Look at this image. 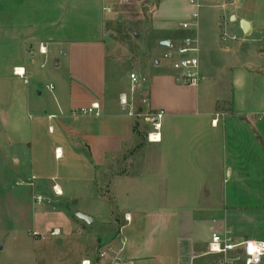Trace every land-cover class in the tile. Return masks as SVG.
<instances>
[{"label":"crops","instance_id":"1","mask_svg":"<svg viewBox=\"0 0 264 264\" xmlns=\"http://www.w3.org/2000/svg\"><path fill=\"white\" fill-rule=\"evenodd\" d=\"M145 1L0 0V132L19 149L16 164L28 163L30 178L36 176L32 195L52 199L33 204L34 230L62 234L71 205L85 229L79 214L92 224L94 217L120 224L112 238L125 241L126 264H214L205 255L212 228L264 240V54L243 64L244 76L232 62L214 59L219 22L238 18L223 0H203L199 9L187 0H152L150 26L133 36L142 38L138 46L121 22L131 14L145 18ZM244 20L250 32L253 21ZM183 22L194 25L184 29ZM186 36L199 47L198 87L180 83L173 61L164 59L170 46L162 42L178 46ZM127 49L136 58L130 74L139 77L135 105L142 116L129 115L120 101L131 95L128 76L116 74ZM94 103L99 115L74 113ZM160 112L159 139L151 140L147 114ZM139 146L140 171L110 175L107 198L102 178Z\"/></svg>","mask_w":264,"mask_h":264},{"label":"rangeland","instance_id":"2","mask_svg":"<svg viewBox=\"0 0 264 264\" xmlns=\"http://www.w3.org/2000/svg\"><path fill=\"white\" fill-rule=\"evenodd\" d=\"M151 1L148 0L139 4V8L148 13L145 18L138 20L136 15L131 14L132 18L121 22L123 30H125L124 34L128 33L129 40H135L136 45L141 47L142 38L133 40V36L135 31H146L150 26ZM228 6L232 12L238 14V18L236 21H232L227 16V21L222 19L219 22V29L216 31L217 47L215 48L217 50L214 53V59L224 64L232 62L239 69H242L237 75L244 76L248 74V70L243 67V64L247 60L257 63L262 59L261 55L264 54V0H237ZM128 10L134 11L131 6H128ZM201 10L203 11L204 8ZM242 16L253 21L254 26L250 32L243 30ZM129 26L133 27L130 29ZM201 29H203L202 24ZM224 34L230 38L225 39ZM234 35L237 36L235 40L231 38ZM118 38H122V42L127 43L125 36L122 37L119 34ZM126 54L125 59L117 67L116 74L128 76L130 79V72L136 69V58L131 50L128 52L127 49ZM262 61L264 64V55ZM126 83L124 78L123 86H126ZM130 84L131 79L130 83L128 82V92ZM235 89L237 90L236 85ZM2 137L0 132V142L3 141V144H0V264H83L84 259H90L92 264H96V247L99 248L101 244L113 242L112 235H115L116 226L118 227L120 224L113 225V222L111 224L106 223L100 221L98 217H94V224L87 223L85 229L80 227L75 220L74 215L76 213L74 210L76 206L70 205L67 208L71 217L69 229L65 227L62 234L57 236H51L49 233L40 231L47 236L45 238L34 237L32 231H34L33 220L36 207L33 206L32 187L26 183L20 185L16 183L18 180L29 181L30 165L25 162L16 164L12 154L18 153L19 149H13L12 147L15 145L8 146L4 141L6 139L3 140ZM141 141L143 144V140ZM6 148L9 149L6 151ZM143 148L139 146L135 151L136 153L128 154L126 163L125 161L118 163L112 173H108V176L102 178V190L107 198L112 197L106 185L110 175L124 171L139 172L144 155ZM6 152L9 155L7 159L5 158ZM113 216H119L117 210H114ZM61 226L60 228H63ZM97 233L98 236L100 235L99 237H102L101 241H98ZM87 235L92 237L87 240Z\"/></svg>","mask_w":264,"mask_h":264},{"label":"built area","instance_id":"3","mask_svg":"<svg viewBox=\"0 0 264 264\" xmlns=\"http://www.w3.org/2000/svg\"><path fill=\"white\" fill-rule=\"evenodd\" d=\"M191 5L199 9L202 6L203 0H187ZM237 0H223V6L233 4ZM198 17V13H194V18ZM194 24L191 22H183L182 28L189 29ZM226 39L228 36L223 35ZM232 39H237V36H232ZM39 50L42 54L47 53V47L40 45ZM164 58L173 61V68L177 71V80L180 83L187 84L193 87H198L202 80V70L199 59V47L197 39L193 36H186L181 45H170L169 50L164 53ZM15 74L27 80L26 71L24 68H16ZM130 97L122 95L120 98L121 104L127 109L131 116H142L143 111L139 112L135 105V97L138 91L139 77L135 72L130 74ZM143 103L148 105L147 99ZM99 104L94 103L90 107H82L74 111L75 114H95L99 115ZM148 119L154 125V131L150 133L151 140L159 139V129L161 128L160 120L163 113L147 114ZM156 119V120H155ZM36 176H32L28 182L17 181V184H24L34 187V180ZM54 193L57 196L63 194L60 186L55 183L52 186ZM33 203L36 205L51 204L52 199L43 194L33 193ZM51 236L61 234L60 229H53L48 232ZM32 235L36 238H45L47 235L39 231H32ZM126 243L120 239L119 243L107 242L100 245L96 251V264H126L125 256ZM205 255H213L215 257L214 264H264V240L243 238L238 239L231 228L223 226L221 228H212L211 239L208 243V248ZM83 264H92L90 259L83 260Z\"/></svg>","mask_w":264,"mask_h":264},{"label":"water","instance_id":"4","mask_svg":"<svg viewBox=\"0 0 264 264\" xmlns=\"http://www.w3.org/2000/svg\"><path fill=\"white\" fill-rule=\"evenodd\" d=\"M242 28L245 32H248L249 29V23L247 21H242ZM170 41H163L162 45L164 46H170ZM156 120V119H155ZM78 217H80L81 219H83L84 221H86L89 224L93 223V218L88 216V215H84V214H79Z\"/></svg>","mask_w":264,"mask_h":264}]
</instances>
